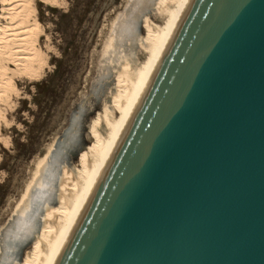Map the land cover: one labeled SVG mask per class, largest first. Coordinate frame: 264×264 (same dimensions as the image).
<instances>
[{
    "label": "water",
    "instance_id": "1",
    "mask_svg": "<svg viewBox=\"0 0 264 264\" xmlns=\"http://www.w3.org/2000/svg\"><path fill=\"white\" fill-rule=\"evenodd\" d=\"M56 264H264V0H190Z\"/></svg>",
    "mask_w": 264,
    "mask_h": 264
},
{
    "label": "bare ground",
    "instance_id": "2",
    "mask_svg": "<svg viewBox=\"0 0 264 264\" xmlns=\"http://www.w3.org/2000/svg\"><path fill=\"white\" fill-rule=\"evenodd\" d=\"M2 1L0 17L8 22L0 26V104L10 100L17 80L37 79L44 66L35 0ZM189 2L134 0L117 20L102 52L94 91L102 103L91 122V144L74 128L36 163L32 180L0 230V264H56Z\"/></svg>",
    "mask_w": 264,
    "mask_h": 264
},
{
    "label": "rangeland",
    "instance_id": "3",
    "mask_svg": "<svg viewBox=\"0 0 264 264\" xmlns=\"http://www.w3.org/2000/svg\"><path fill=\"white\" fill-rule=\"evenodd\" d=\"M133 1L35 0L43 69L37 79L17 80L10 100L0 104L5 116L0 138L6 139H0V230L32 180L36 163L53 143L66 140L78 127L91 144V122L102 103L94 91L99 87L103 48ZM2 8L0 0V13ZM4 20L0 17V26H7ZM79 116L84 121L78 126ZM72 157L76 161L78 154Z\"/></svg>",
    "mask_w": 264,
    "mask_h": 264
}]
</instances>
